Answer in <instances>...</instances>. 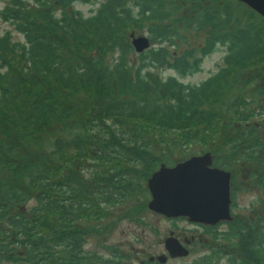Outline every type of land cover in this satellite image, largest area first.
<instances>
[{
  "label": "trees",
  "instance_id": "trees-1",
  "mask_svg": "<svg viewBox=\"0 0 264 264\" xmlns=\"http://www.w3.org/2000/svg\"><path fill=\"white\" fill-rule=\"evenodd\" d=\"M77 2L98 6L85 14ZM206 2L194 26H211V35L182 53L178 0L0 8L23 36H0V264H131L115 246L100 254L85 244L161 164L207 151L233 173L234 219L225 231L205 226L217 247L179 264H264V17L237 0ZM130 28H145L150 46L136 51ZM218 45L226 52L217 72L181 80ZM164 65L177 75L152 70ZM175 147L185 158L172 161ZM240 173L255 192L250 213L234 211Z\"/></svg>",
  "mask_w": 264,
  "mask_h": 264
},
{
  "label": "rangeland",
  "instance_id": "rangeland-1",
  "mask_svg": "<svg viewBox=\"0 0 264 264\" xmlns=\"http://www.w3.org/2000/svg\"><path fill=\"white\" fill-rule=\"evenodd\" d=\"M30 1L31 0H28V2ZM6 3L7 0H0V8H3ZM178 3H180V7L178 8L179 12L175 14L174 18L177 21V27L179 28L181 26L182 30L180 31V37L177 39L178 46L176 50L179 51V53H182L187 48H196L197 50L203 43H205L207 37L211 35V26H205L201 29H196L194 26L196 21L195 13H197L198 10H204V7H201V4H207V2L206 0H201L199 4H196L193 0H178ZM220 4L221 3L218 2L216 3L217 9H219ZM244 5L242 6H248L245 3ZM97 6L98 4L80 2L74 4L75 8L82 10L85 14H91ZM57 8H59V6H57ZM145 30V28H142L132 31V28H130L127 36L131 41L133 39V33L135 34V37L142 35L150 37L149 32H146ZM6 31H11L13 40H23L21 33L16 31L10 23L0 19V36H2ZM169 50L173 51L171 53L175 52V49L172 46ZM225 52V47L218 45L214 52L204 56L200 66L201 68L198 72L187 75L181 80L185 83L192 84H198L204 81L206 78L217 72V70H219V68L223 65ZM136 58L137 55L133 53L129 59L136 61ZM152 70L164 78L169 75H177L175 70L165 65L156 69L152 68ZM183 154V148L175 147L172 152V161L185 158ZM87 163L90 164L91 162L87 161ZM87 163H84V165ZM88 164L86 166H88ZM143 177L144 176H142V178ZM143 185H145L143 187L144 192H138V199H127V201L122 205L116 204L115 207H113V205L110 207L111 216L103 221L105 230L101 231L100 234L93 235L89 238L85 244V247L88 250H94L101 254L104 252L102 245L108 244L115 246L120 251H124V253L128 254V258L131 260L129 262L131 264H158L160 263V256L166 257V263L170 262L173 264H179L190 262L195 257L207 253L217 247L218 241L212 239L209 233H207V229L205 227L201 228L197 225L195 226V224L191 223L187 219H170L164 215L151 211L148 205L146 208L145 206L141 207V205H144L145 202H149L151 198L147 182H143ZM233 185L239 187L237 191L238 207L234 210L235 213H250L248 208L255 199V192L245 190L248 183L241 173L238 176H235ZM134 205H136V207ZM137 216L142 217V223H137L130 219L131 217ZM106 224L110 225L107 229ZM227 229V224L223 223L213 228L212 231H225ZM170 236H174L179 239V241H181L183 245L189 249V254L172 257L165 245L166 239ZM185 237H187V240L183 241Z\"/></svg>",
  "mask_w": 264,
  "mask_h": 264
},
{
  "label": "water",
  "instance_id": "water-1",
  "mask_svg": "<svg viewBox=\"0 0 264 264\" xmlns=\"http://www.w3.org/2000/svg\"><path fill=\"white\" fill-rule=\"evenodd\" d=\"M264 16V0H239ZM132 44L142 52L150 46L147 36L135 37ZM231 171L214 165V155L207 151L168 166L165 163L148 179L151 194L148 207L168 218L185 217L194 223L217 225L232 221ZM165 245L172 257L189 254L179 239L170 236ZM166 262L165 256H160Z\"/></svg>",
  "mask_w": 264,
  "mask_h": 264
},
{
  "label": "flooded vegetation",
  "instance_id": "flooded-vegetation-1",
  "mask_svg": "<svg viewBox=\"0 0 264 264\" xmlns=\"http://www.w3.org/2000/svg\"><path fill=\"white\" fill-rule=\"evenodd\" d=\"M184 219H186V218H184ZM193 224H195V226L197 225V226H199V227H201V228H203V227H205V226H206V227H213V228L216 227V226H207V225H205V224H201V223H193ZM206 227H205V228H206ZM171 233H173V232H171ZM184 240L186 241V240H187V237H185V238L183 239V241H184Z\"/></svg>",
  "mask_w": 264,
  "mask_h": 264
}]
</instances>
